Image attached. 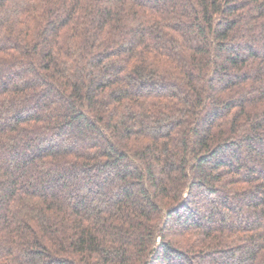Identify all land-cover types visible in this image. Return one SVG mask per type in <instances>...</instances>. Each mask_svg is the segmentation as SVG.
I'll return each mask as SVG.
<instances>
[{"label":"trees","instance_id":"obj_1","mask_svg":"<svg viewBox=\"0 0 264 264\" xmlns=\"http://www.w3.org/2000/svg\"><path fill=\"white\" fill-rule=\"evenodd\" d=\"M0 264H264V0H0Z\"/></svg>","mask_w":264,"mask_h":264}]
</instances>
